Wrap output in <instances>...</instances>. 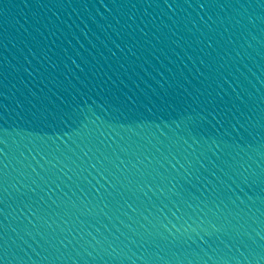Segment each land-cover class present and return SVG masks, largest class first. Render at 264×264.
Returning <instances> with one entry per match:
<instances>
[{
    "label": "water",
    "instance_id": "1",
    "mask_svg": "<svg viewBox=\"0 0 264 264\" xmlns=\"http://www.w3.org/2000/svg\"><path fill=\"white\" fill-rule=\"evenodd\" d=\"M0 264H264V0H0Z\"/></svg>",
    "mask_w": 264,
    "mask_h": 264
}]
</instances>
